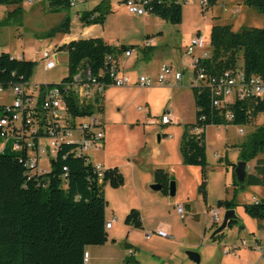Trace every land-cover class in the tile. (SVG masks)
I'll return each instance as SVG.
<instances>
[{
    "label": "rangeland",
    "instance_id": "obj_1",
    "mask_svg": "<svg viewBox=\"0 0 264 264\" xmlns=\"http://www.w3.org/2000/svg\"><path fill=\"white\" fill-rule=\"evenodd\" d=\"M102 1L78 0L76 9L58 13L48 11L43 0L36 1L32 5L23 1L20 12L13 17L7 16L13 7L0 6V54L8 53L14 57L23 54L25 60L36 62L28 84L30 90H33L34 85H58L68 75V56L65 52H57L55 67L45 70L43 53L47 50L54 51L57 46L65 44L74 37H80L81 14L93 11L102 4ZM123 1L108 0L103 22L85 27L91 28L96 25L93 34H101L103 40L110 45L133 47L132 58L125 61L126 65L123 66L134 77L144 75L154 79L160 65L164 63L172 64L176 69L183 67L187 72L180 86L152 85L141 89L138 86L128 85L122 88L114 87L115 90L110 93L104 91L102 103L104 113L102 115L96 113L94 117L98 116L104 120L105 146L100 150L90 148L88 154L94 160L96 157L102 160L103 168H119L125 178V185L120 190L105 188V199L109 203L107 220L113 217V224L120 230L123 223L120 224L119 218L124 208H128L129 211L131 209L139 211L144 230L135 231L132 241L137 248L134 260L140 264H195L188 257L189 252L196 253L200 257L198 264H245L246 260L249 264H264L258 251L248 250L242 245V241L248 243V237L239 230L242 225L237 229L227 228L224 242L219 240L212 242L211 239L220 224L208 226L210 210L216 208L218 201L230 200L232 197L224 186L222 171L226 165L215 160L216 154L224 158L227 153L229 159L238 163L236 160L239 153L235 146L245 141L257 127L264 124V115L258 114L247 125L221 127L211 125L204 129L207 156L206 203L199 193L202 182L201 169L183 166L178 154V144L181 142L184 126L194 124L196 121L191 90L194 86L190 82L192 68L189 57L184 53L185 48L192 38L200 34L207 41L205 48L208 54L212 55L210 38L214 25L229 26L232 32L260 28L264 22V14L248 6L245 0H227L224 5L216 6L204 13L199 2L196 1L182 4L181 22L173 24L154 14L139 17L130 15ZM95 14L100 15V11ZM66 15L70 18L69 33L50 35ZM148 39L154 40L152 52L144 46ZM151 53L152 55L149 56ZM236 66L238 68L242 66L241 54ZM34 95L33 104H36L38 94ZM12 102V92H0V106H9ZM145 104L148 106L151 118H154L150 120V124L147 123L148 117L145 112L138 110V107L141 108ZM168 111L178 118L177 123L161 126V115ZM87 121L88 119L84 118L78 120L77 124ZM17 125L20 126V122ZM239 129L243 130V134L238 133ZM47 147L48 138L42 137L39 140V149H47ZM29 154L35 156L32 150ZM38 157L40 171L48 172L49 152L39 154ZM131 165L134 170L131 169ZM156 170H163L165 174L169 173L172 176L170 183L173 182L175 191L177 190L174 196L164 197L160 192L150 189ZM255 188L246 187L242 190L237 198L238 202L254 203L253 196L258 197ZM179 205L183 206L184 219H180L176 212ZM223 215L222 213L220 217L222 218ZM235 215L241 222L244 217L251 219L245 214L242 206L237 207ZM255 221L248 223V229L252 227L257 229ZM167 226L171 228L169 231L171 239L157 238L156 230ZM125 230L122 241L105 255V261L96 264H124L122 258L127 255V251L122 246L129 229L125 227ZM144 233L150 234L151 239L144 240ZM262 241L264 244V238ZM224 247L247 249V256H240L238 259L233 256L232 251L227 256V260H223ZM94 253L91 252L88 264H95L92 259Z\"/></svg>",
    "mask_w": 264,
    "mask_h": 264
},
{
    "label": "trees",
    "instance_id": "obj_2",
    "mask_svg": "<svg viewBox=\"0 0 264 264\" xmlns=\"http://www.w3.org/2000/svg\"><path fill=\"white\" fill-rule=\"evenodd\" d=\"M24 0H0V6L13 7L7 14L13 17L21 10ZM46 8L52 13L69 11L70 0H43ZM108 0L90 12L81 14L82 26L101 24L107 11ZM245 3L264 14V0H245ZM182 4L178 0H150L148 14H154L173 24L181 22ZM211 6H215L211 2ZM203 10V9H202ZM100 11V15L95 13ZM205 13L206 11L203 10ZM78 12H76L77 14ZM95 16L93 20L90 17ZM70 18L66 15L51 32L68 34ZM212 55L200 61L211 74L238 68L239 55L242 56L241 70L247 77H260L264 82V22L260 28L242 29L232 32L229 26L214 25L210 38ZM153 47L148 48L151 51ZM133 47L113 46L102 38H79L56 47L57 52H65L68 56V75L58 85H39L40 91L45 87L67 85L64 94L65 124L72 129L77 121L92 116L94 112L102 113L100 97L93 103L82 104L71 87L72 78L81 70L88 69L98 82L107 81L105 57L112 55L115 59L125 50ZM36 67L35 61L17 59L8 53L0 54V89L8 91L13 87H27ZM194 97V124L183 128L179 152L182 163L201 169V185L199 193L206 201L207 166L204 129L207 126H242L258 114L264 115V96L256 100L234 101L221 108V113L211 107V92L207 88L192 87ZM233 115L227 121L224 113ZM29 116V117H28ZM202 117L205 119L202 120ZM10 120L5 105L0 106V119ZM51 120L46 111L37 107L23 110L20 126H9L0 130V264H85L84 254L89 247L105 245L108 234L105 230V212L107 201L105 188L113 190L123 186L124 177L117 167L99 169L86 154L78 156V143H62L54 157L50 159L48 172L29 168V158L24 146L26 138H32L36 144L38 138L47 137ZM32 129L35 131L33 133ZM195 129H199L195 133ZM7 135V141L1 136ZM30 134L27 136V134ZM22 145L18 151L14 145ZM238 162H253L252 170L246 174L243 183H238L232 164L225 156L220 162L232 168L233 196L231 200H220L218 209L235 210L236 195L246 187H259L263 198L242 205L245 214L253 220H264V124L257 127L245 141L236 145ZM162 192L169 191L170 177L158 170L154 174ZM127 226L142 229V219L136 209H131L124 219ZM239 224L238 219L231 220L227 228L232 229ZM222 234V233H221ZM221 234L212 237L215 241ZM125 249L130 246L125 244ZM125 264H137L131 257Z\"/></svg>",
    "mask_w": 264,
    "mask_h": 264
},
{
    "label": "built area",
    "instance_id": "obj_3",
    "mask_svg": "<svg viewBox=\"0 0 264 264\" xmlns=\"http://www.w3.org/2000/svg\"><path fill=\"white\" fill-rule=\"evenodd\" d=\"M28 5H32L34 2L39 0H24ZM181 3H194L199 2L201 8L204 11H209L215 6L224 5L227 0H178ZM211 2L215 6H211ZM127 11L133 16H145L148 15V7L150 6V0H124ZM78 7V0H70L69 9H76ZM95 16L90 17L93 20ZM154 40L148 39L145 43L146 48L153 47ZM207 41L200 34L192 38L190 44L185 48V55L189 57L191 68H192V79L191 84L194 87L207 88L211 92V107L221 113V108L226 105L233 103L234 101H249L263 98L264 96V82L260 77L252 76L247 77L240 68L233 70H226L221 73L214 75L209 74L205 67L200 65V61L209 58L207 49L205 48ZM57 50H47L43 53V61H45V70H51L57 63ZM125 57H129L132 54V50L127 49L122 53ZM24 56L21 54L18 59H22ZM106 66V78L107 81L98 82L89 73L88 69L81 70L78 74L72 78L70 84L75 94L79 97L82 104L93 103L97 97H100L104 92L105 88L112 86L115 88H122L130 86L131 80L128 76L122 74L119 69L118 61L112 55L105 57ZM184 74L181 71H175L170 65L164 64L160 67L159 73L155 79H151L147 76H139L134 86H138L141 89H146L156 84L162 87H169L171 85H179L183 80ZM61 88L64 92L68 88L67 85L45 87L40 91L39 86L34 85L33 90L30 87L18 86L13 87L8 92H12L13 102L11 105L6 106L7 111L10 114V120L7 118L0 119V130L9 126L18 127L17 123L22 122V113L25 109H32L38 106L40 111H46L51 120V125L47 130L48 147L47 149H39V140L37 143L33 142L32 138H26L24 146L28 151L32 150L35 152V156L32 157L29 154L27 166L29 168L36 167L38 171L39 154H45L49 152V157H54L56 151L60 148L62 143H78L80 145V151L78 156L86 154V152L92 148L100 146L104 134L102 131H96L95 126L98 121L93 116L87 117L88 121L85 123L77 124L75 129L70 126H66L65 118V105H64V94H62ZM3 90L0 89V92ZM35 93L38 94V102L33 104L35 100ZM66 93V92H65ZM142 111L141 108H138ZM29 117V116H28ZM224 117L227 121L233 120V115L226 111ZM172 114L170 111L164 113L161 117V123L168 125L171 123ZM205 118L202 117V120ZM33 133L35 131L32 129ZM73 131L80 133V140L74 141L71 139ZM195 133L199 132V129H195ZM239 134H243V130H238ZM30 134L28 133L27 136ZM5 142L7 141L6 133L1 135ZM3 145H0V152L3 149ZM22 148V145L15 144L14 150L18 151ZM176 212L181 219L184 217L183 206L179 205L176 208ZM220 211L215 209L211 212L210 225L218 224ZM114 219L105 224V230L111 229ZM261 226L264 228V220L261 222ZM156 235L163 239H171V235L162 230H156ZM242 245L246 246L247 243L242 241ZM250 248L257 250L262 256H264V245L254 242ZM129 256H132V251H129ZM84 263H88V254H84Z\"/></svg>",
    "mask_w": 264,
    "mask_h": 264
},
{
    "label": "crops",
    "instance_id": "obj_4",
    "mask_svg": "<svg viewBox=\"0 0 264 264\" xmlns=\"http://www.w3.org/2000/svg\"><path fill=\"white\" fill-rule=\"evenodd\" d=\"M216 7V6H215ZM214 8V7H213ZM212 8V9H213ZM95 26L96 25H93L91 28H87V27H85V26H82L81 27V30H80V34H81V36H87V37H74V38H72V39H70L68 42H70V41H73V40H77V39H79V38H102V39H104V37L101 35V34H99V35H94L93 34V30H94V28H95ZM90 35V36H89ZM89 36V37H88ZM68 42H66V43H68ZM107 43V42H106ZM108 44V43H107ZM151 50H153V49H151ZM133 50H132V54L129 56V57H125L122 53L121 54H119L118 56H117V61H118V65H119V69H120V72L122 73V74H124V75H126V76H128L129 78H130V80H131V84L132 85H130V87H132V86H134L133 84L136 82V80H137V78L139 77H137V76H132V73L131 72H129V71H127V69H125L124 68V66L126 65V63H125V61H127L128 59H130V58H132V56H133ZM152 52V51H151ZM184 53H185V50H184ZM152 55V53L151 54H149V56H151ZM12 57H14V56H12ZM14 58H17L18 59V57H14ZM25 59V58H24ZM123 59H125L124 60V63L122 62V60ZM135 60H137V57L135 58ZM190 60V59H189ZM123 63V64H122ZM165 64V63H164ZM164 64H161L160 65V67L162 66V65H164ZM124 65V66H123ZM168 65V64H167ZM170 66L175 70V71H181L183 74H184V76H185V72H187V69H185V68H174V66L172 65V64H170ZM160 67H159V69H160ZM159 69H158V71H157V75H158V73H159ZM157 75L155 76V78L157 77ZM141 76H144V75H141ZM184 76H183V79H184ZM132 77H134V78H132ZM148 77V76H147ZM154 78V79H155ZM191 79H192V74H191ZM183 81V80H182ZM191 82V81H190ZM181 84V83H180ZM180 84L179 85H171V86H169V87H175V86H180ZM156 84H154L153 86H155ZM156 86H159V85H156ZM114 87H112V86H109V87H107V88H105V92H107V93H110V92H112V91H114L115 89H113ZM104 93V92H103ZM103 93H102V95L100 96V103H101V105L100 106H102V103H103ZM143 107V108H142ZM142 107H141V109H142V111L141 112H145V115H146V117H148L147 119H148V124H150V120L151 119H154V118H151V116H150V112H149V109H148V106L145 104V105H142ZM138 108H140V107H138ZM96 113H98V112H94L93 114H92V116L94 117V114L96 115ZM104 113V107L102 108V113H98V114H100V115H102ZM172 114V113H171ZM162 115H164V113L162 114ZM162 115H161V117H162ZM94 118H96L97 119V121H98V123H97V125L95 126V130L96 131H102L103 132V134H104V139H103V141H102V143H101V145L100 146H97V147H92V148H94V149H96V150H100L101 149V147H103V149H104V146H105V138H106V131H105V123H104V120H103V118H101V117H98V116H95ZM177 120H178V118L176 117V116H174L173 114H172V119H171V123H174V124H176L177 123ZM170 123V124H171ZM161 124V123H160ZM169 124V125H170ZM161 126H167V125H162L161 124ZM167 135V134H166ZM80 133L78 132V133H72V135H71V139H73L74 141H78V140H80ZM181 136H182V134H181ZM181 138V137H180ZM90 150V149H89ZM88 150V151H89ZM88 151L86 152V155L89 157V159H90V161L96 166V167H98L99 169H108V168H103V162H102V160H100V159H98V157H96L95 158V160L94 159H92V158H90V156H89V154H88ZM178 154H179V156H180V162H181V164L183 165V166H186V165H184L183 163H182V160H181V155H180V152H179V144H178ZM226 157H227V159H228V161L230 162V163H232V164H237L236 162H234V161H232L231 159H229V157L227 156V153H226V155H225ZM177 158H178V155H177ZM206 158H207V156H206ZM51 159V158H50ZM220 159H223L220 155H218L217 156V154H216V157H215V160L216 161H218V162H220ZM238 159V158H237ZM236 161H238V160H236ZM222 163H224V162H222ZM125 167H127V166H125ZM131 169L132 170H134V168H133V166L131 165ZM190 167V166H189ZM246 167H247V171H246V173H249L251 170H252V167H253V162H251V163H249V164H246ZM38 168L40 169V166H39V161H38ZM112 168V167H111ZM195 168H197V167H195ZM119 169V168H118ZM195 170H197V169H195ZM156 171H158V170H156ZM155 171V172H156ZM161 171H163V170H161ZM155 172H154V174H155ZM164 172V171H163ZM222 173L224 174V186H225V189H226V191H227V193L230 195H232L233 196V186H232V168L231 167H228V166H226L224 169H223V171H222ZM154 174H153V185L154 184H157L156 183V181H155V178H154ZM167 175H168V177H172L169 173H166ZM123 175V174H122ZM124 177V176H123ZM124 185H125V178H124V183H123V186L122 187H120L119 189H116V190H114V191H118V190H120L121 188H123L124 187ZM161 186V185H160ZM151 187V186H150ZM151 189V188H150ZM256 189V192H257V195H258V197L257 198H255L254 196H253V200H254V202H256V201H258V200H260V199H262L263 198V193H262V189L261 188H259V187H256L255 188ZM152 190V189H151ZM153 191V190H152ZM155 192H160L161 194H162V196H164V197H167L168 195H169V191L165 194V193H163L162 192V187H161V190L160 191H155ZM176 192H177V190L175 191V194H176ZM241 194V191H239L238 193H237V195H236V203L239 205V206H242V205H245V203L243 204V202H241V203H239L238 202V200H237V198H238V196ZM206 195H207V192H206ZM231 199H232V197H231ZM230 199V200H231ZM228 200V199H227ZM207 202V196H206V201H205V203ZM108 205H109V203H108V201H107V207H106V212H107V209H108ZM206 205V204H205ZM182 206V205H181ZM187 207H188V205H187ZM215 209H218L217 207L215 208ZM215 209H212V210H210V221H211V212L213 211V210H215ZM219 210V209H218ZM220 211V215H219V219H220V222L218 223V224H221V222H222V219H223V217L221 218L220 216H221V214L223 213L224 214V212H223V209H220L219 210ZM235 211V214L237 213V208L234 210ZM106 212H105V218H106ZM127 212H129V209L128 208H124V210H123V214H122V216L119 218V222H120V224L121 223H123V225L125 226V227H127L129 230H128V232H127V234H126V236H125V242H124V244H123V246H122V248L124 249V250H126L127 251V255H125L123 258H122V261H123V263L125 264V262H124V260L127 258V257H131L133 260L136 258V252H137V248H136V246H135V244H134V242L132 241L133 240V236H134V232L135 231H143L144 230V226H142V229H134V228H132L131 226H127V225H125V223H124V219H125V217H126V215L128 214ZM247 217H244L243 218V220H242V222L241 221H239V224L236 226V227H234V228H232V229H237V227L238 226H240V225H242V228H240L239 230L241 231V234H243L244 236H246V237H248V243H247V245L245 246L248 250H255V249H252V248H250V246L254 243V242H258V243H260V244H262V238H264V228L261 226V223L260 222H258V221H255V220H251V219H246ZM112 219H114L113 217L111 218V219H109V220H107V218H106V222H109V221H111ZM181 219V218H180ZM183 219H184V217H183ZM210 221H209V224H208V226L210 225ZM251 221H255L256 223H257V229L256 228H251V229H248V223L249 222H251ZM123 225H121V229L120 230H118V228H116V225H114V224H112V227H111V229L110 230H108L107 231V234H108V240H107V242L105 243V245H103V246H100V247H89V248H87L86 249V253L88 254V263H90V259H91V252H95L94 253V256H93V262L96 264V263H99V262H101V261H105V259H106V256L105 255H108L109 253H110V251H111V248L113 249L118 243H119V241H122V237H123V235L125 234V227L123 226ZM142 225H143V223H142ZM211 227V226H210ZM170 227L169 226H167V227H160V228H158L157 230H162V231H165V232H167L169 235H170ZM232 229H230V230H232ZM167 230V231H166ZM206 230V229H205ZM226 235H225V231L215 240V241H213L212 240V242H216L217 240H219V242H224L225 241V239H226V237H225ZM143 237H144V240H146V241H148V240H150L151 239V235L150 234H148V233H144V235H143ZM156 237L157 238H159V239H163V238H161V237H159V236H157L156 235ZM211 239H212V237H211ZM125 244H127V245H129L130 246V249H125V247H124V245ZM120 245V244H119ZM264 245V244H263ZM236 248H238V247H224V251H223V256H224V259L223 260H227V256L229 255V254H231V252L233 251L234 253H233V256L234 257H238V259H240V256H243V257H245V256H247V249H240V248H238V249H236ZM129 251H132V256H129ZM257 251V250H256ZM240 254V255H239ZM260 254V253H259ZM260 256L263 258V260H264V256H262L261 254H260ZM134 261H136V260H134ZM137 262V261H136ZM199 262H200V257H199ZM87 263V264H88ZM137 264H140L139 262H137ZM161 264H164V263H161ZM245 264H249L248 263V261L246 260L245 261Z\"/></svg>",
    "mask_w": 264,
    "mask_h": 264
},
{
    "label": "water",
    "instance_id": "obj_5",
    "mask_svg": "<svg viewBox=\"0 0 264 264\" xmlns=\"http://www.w3.org/2000/svg\"><path fill=\"white\" fill-rule=\"evenodd\" d=\"M246 163L245 162H238L236 164V168L234 170V175L238 183H243L246 177ZM153 191H160L161 186L159 184H154L150 187ZM169 195L174 196L175 195V184L173 182L169 185ZM236 219L235 211L234 210H228L224 212L222 222L220 226L214 231L212 237L219 235L223 233L227 229V225L231 220ZM189 259L195 263H199V256L196 253L189 252L187 253Z\"/></svg>",
    "mask_w": 264,
    "mask_h": 264
}]
</instances>
